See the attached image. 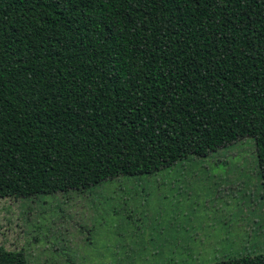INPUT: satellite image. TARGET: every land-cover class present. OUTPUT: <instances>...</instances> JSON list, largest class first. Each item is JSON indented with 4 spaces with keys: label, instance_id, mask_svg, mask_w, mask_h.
Wrapping results in <instances>:
<instances>
[{
    "label": "trees",
    "instance_id": "trees-1",
    "mask_svg": "<svg viewBox=\"0 0 264 264\" xmlns=\"http://www.w3.org/2000/svg\"><path fill=\"white\" fill-rule=\"evenodd\" d=\"M244 137L264 204V0H0V199L151 174ZM0 264L27 263L0 248Z\"/></svg>",
    "mask_w": 264,
    "mask_h": 264
},
{
    "label": "rangeland",
    "instance_id": "rangeland-1",
    "mask_svg": "<svg viewBox=\"0 0 264 264\" xmlns=\"http://www.w3.org/2000/svg\"><path fill=\"white\" fill-rule=\"evenodd\" d=\"M0 248L27 264H210L264 254V204L244 137L151 174L0 199Z\"/></svg>",
    "mask_w": 264,
    "mask_h": 264
}]
</instances>
